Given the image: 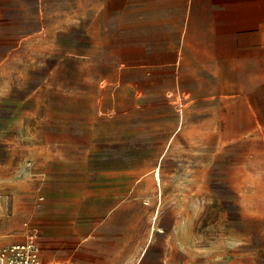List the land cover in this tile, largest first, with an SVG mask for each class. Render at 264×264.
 I'll use <instances>...</instances> for the list:
<instances>
[{
  "label": "crops",
  "instance_id": "obj_1",
  "mask_svg": "<svg viewBox=\"0 0 264 264\" xmlns=\"http://www.w3.org/2000/svg\"><path fill=\"white\" fill-rule=\"evenodd\" d=\"M47 6L0 0V59L63 33L60 7L51 24ZM84 8L88 39L103 44L92 57L118 73L154 77V155L168 153L174 137H160V123H189L190 114L208 109L215 121L225 114L250 124L255 137V124H264V0H70V27L78 30ZM73 102L69 110L32 116L13 136V148L22 139L25 161L5 166L0 246L33 231L41 264H176V252L184 260L185 233L153 226L154 180H128L125 164L110 162V123L125 116H112L94 98ZM175 171L167 167V181L180 185Z\"/></svg>",
  "mask_w": 264,
  "mask_h": 264
},
{
  "label": "rangeland",
  "instance_id": "obj_2",
  "mask_svg": "<svg viewBox=\"0 0 264 264\" xmlns=\"http://www.w3.org/2000/svg\"><path fill=\"white\" fill-rule=\"evenodd\" d=\"M47 2V22L54 24L60 6ZM60 9L62 34L31 42L29 50L11 48L0 59V225L8 206L5 166L25 161L22 139L13 148V136L34 115L94 98L112 116H125L110 123V162L125 164L128 180L143 174L154 180V228L180 232V238L185 233V258L176 252V264H264V124H255L252 138L250 124L230 122L225 114L215 121L202 109L189 123H160V137H174L168 153L154 155V77L103 67L102 58L92 57L103 44L87 37L86 9L79 10L78 30L69 26L70 0ZM102 30L95 27V33ZM168 166L180 185L167 181Z\"/></svg>",
  "mask_w": 264,
  "mask_h": 264
},
{
  "label": "built area",
  "instance_id": "obj_3",
  "mask_svg": "<svg viewBox=\"0 0 264 264\" xmlns=\"http://www.w3.org/2000/svg\"><path fill=\"white\" fill-rule=\"evenodd\" d=\"M38 252L37 235L29 231L23 240L0 246V264H41Z\"/></svg>",
  "mask_w": 264,
  "mask_h": 264
}]
</instances>
